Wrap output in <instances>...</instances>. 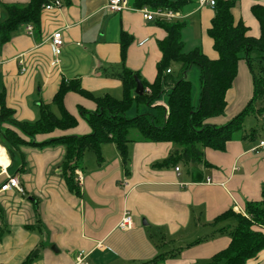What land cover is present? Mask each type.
Masks as SVG:
<instances>
[{"label": "crops", "instance_id": "1", "mask_svg": "<svg viewBox=\"0 0 264 264\" xmlns=\"http://www.w3.org/2000/svg\"><path fill=\"white\" fill-rule=\"evenodd\" d=\"M29 1L0 0V23L6 18L5 3ZM62 1L61 7L43 10L40 31L34 28L30 34L26 28L31 23H26L8 42L2 43L0 36V91L5 92L17 120L38 119L43 103L52 104L54 110L53 99L63 80H80L84 89L96 95L117 98L123 95V82L106 75L104 68L126 66L149 82L157 77L163 57L159 41L167 36L158 18L146 19L132 0L121 11L109 9V0ZM256 3L264 4V0H239L233 12L237 21L242 19L250 28L249 35L259 38L260 22L252 12ZM248 10L257 23L246 21ZM180 14L187 21L185 29L190 27L192 33L189 22L195 21L201 39L198 46L210 58H217L208 34L214 8L190 0ZM57 30L64 37L58 62L50 41ZM122 31L133 36L124 62ZM253 91L251 70L241 60L224 114L207 122H228L245 108ZM166 98L167 94L159 104L166 105ZM64 105L78 117V126L48 135H23L25 139L40 142L90 133L92 128L80 108L94 111L96 103L70 91ZM262 138L232 140L225 151L207 148L210 166L180 163L179 172L176 166L155 167L175 150L172 142H130L127 168L116 144L106 143L101 164L86 152L79 193L70 189L62 173L65 145L25 143L11 147L9 153L0 139L7 156L5 164L0 162V264H77L81 251L87 254L84 264H206L231 241L230 230L222 231L224 226L216 217L230 208L244 212L247 201L261 199L264 151L258 144ZM9 176L19 177L23 192L1 189ZM127 211L134 227L125 230L120 224ZM162 254L165 257L160 258ZM245 264H264V249Z\"/></svg>", "mask_w": 264, "mask_h": 264}, {"label": "trees", "instance_id": "2", "mask_svg": "<svg viewBox=\"0 0 264 264\" xmlns=\"http://www.w3.org/2000/svg\"><path fill=\"white\" fill-rule=\"evenodd\" d=\"M52 0H30L27 4L5 3L6 18L0 23L1 42H8L14 31L23 24L31 23L41 30V15L44 6ZM70 4L71 0H64ZM239 0H217L213 7L215 16L208 34L214 41L217 58H210L201 46L186 49L183 31L185 19H158L167 36L159 41L163 57L158 63V74L154 82L145 80L140 73L126 66L120 69L104 68L109 76L119 77L123 82V97L110 94L96 95L84 89L80 80H63L53 104L60 107L61 116L52 109V104L40 105V116L36 120H17L9 109L6 94L0 91V139L11 153V147L25 143L39 146L63 144L66 155L62 162V173L70 189L79 193L76 169L82 168L86 152L92 151L99 164L104 161L102 147L115 143L124 166L130 161L129 144L135 141L172 142L175 146L169 157L157 162L155 167L164 168L191 164H211L206 159L205 150L211 148L225 151L232 140L256 141L260 138L257 128L246 130V117L252 112L264 115V65L255 69L256 61L264 60V4L256 3L252 12L260 22L261 36L249 35L250 28L240 19L236 20L234 8ZM190 0H132L131 4L143 8L184 11ZM133 36L126 31L121 33L122 62L126 59ZM246 60L253 76V96L245 108L228 122L218 125L208 123L214 116L224 114L227 106V93L238 75L239 63ZM182 64L181 74L173 76V64ZM194 66L200 70L201 94L196 107L193 102V82L188 72ZM171 69V72L167 70ZM137 78L141 79L145 91L137 94ZM149 89V90H148ZM76 92L93 100L97 109L92 111L81 107V115L92 128L84 135L65 134L40 142H30L25 136L48 135L56 130L66 131L79 124L76 115L64 105L68 92ZM167 94L166 105L158 101ZM145 111L142 112V109ZM132 109L135 115H129ZM235 218V225L224 226L230 230L229 245L215 253L206 264H245L264 249V187L260 200H250L244 212L230 208L216 217V222ZM203 239V238H202ZM199 239L196 243L202 241ZM165 257L164 254L159 257ZM157 259V258H156ZM27 262V261H26Z\"/></svg>", "mask_w": 264, "mask_h": 264}, {"label": "built area", "instance_id": "3", "mask_svg": "<svg viewBox=\"0 0 264 264\" xmlns=\"http://www.w3.org/2000/svg\"><path fill=\"white\" fill-rule=\"evenodd\" d=\"M217 0H198V4L200 7L202 6H210L214 7L216 5ZM63 5L62 0H52L50 3H47L44 8L46 10H51L57 7H61ZM107 7L111 10L114 11H121L123 9H126L129 7V1L128 0H109ZM142 12L144 13V16L148 20H154L156 18L158 19H166V20H171V19H180L182 18V14L176 13L173 11L169 10H155L151 9L149 7H143ZM27 31L30 34H33L34 32V25L33 24H28L27 25ZM54 54L56 55V62L59 61L58 56L62 52V47L64 45V37L62 30H57L55 31L51 38H50ZM168 72H171V69L167 70ZM149 90V89H148ZM258 147L261 148L264 151V138L259 140ZM180 166H176V170L179 172L180 171ZM76 180L80 183L83 181V172L80 168L76 169ZM210 180V179H209ZM16 188L23 192V188L20 184V179L18 176H9L7 181L2 185L1 189L2 190H7V189H12ZM239 212V211H237ZM121 228L123 229H132L134 227V222L132 215L129 211H127L124 214L123 220L120 224ZM87 254L84 251H81L77 257V264H84L85 259H86Z\"/></svg>", "mask_w": 264, "mask_h": 264}, {"label": "rangeland", "instance_id": "4", "mask_svg": "<svg viewBox=\"0 0 264 264\" xmlns=\"http://www.w3.org/2000/svg\"><path fill=\"white\" fill-rule=\"evenodd\" d=\"M159 10V9H155ZM249 13L245 14V19L248 23H253L256 22L257 20L254 18L253 14L251 13L250 10H248ZM180 13V12H179ZM189 24L193 26L192 28L194 29V32L192 33V29L190 27H187L184 30V39L186 40V49H190L191 47H196L198 45H201V39H200V31L199 28L197 27L195 21L193 19H190ZM189 25V26H190ZM194 36V37H193ZM189 39V40H188ZM262 65H264V60L262 61H256L254 63L255 69L258 70ZM181 66L182 64L180 62L174 63L173 64V76L175 78L179 77L181 74ZM188 78L193 82V102L194 105L197 107L199 104L200 100V94H201V84H200V70L198 66H194L190 69L188 72ZM123 95L117 97V98H122ZM161 102V100L158 101V104ZM54 112L60 116V111L57 108V106H53ZM145 111V108L142 109V112ZM136 110L132 109L129 113V115H135ZM244 127L246 130L250 131L252 128H257L260 134V137H264V119L261 114H259L257 111L252 112L246 117ZM89 156L91 155L93 158L96 157L95 154L90 151ZM185 172V169H184ZM236 220L235 218L231 217L229 219L223 220L220 222L221 226H229V225H235Z\"/></svg>", "mask_w": 264, "mask_h": 264}, {"label": "water", "instance_id": "5", "mask_svg": "<svg viewBox=\"0 0 264 264\" xmlns=\"http://www.w3.org/2000/svg\"><path fill=\"white\" fill-rule=\"evenodd\" d=\"M144 91H145V86H144L142 80L139 79V78H137V87H136V89H135V92H136L137 94H143ZM38 251H39V250H36V251L34 252L33 255H36V254L38 253Z\"/></svg>", "mask_w": 264, "mask_h": 264}, {"label": "bare ground", "instance_id": "6", "mask_svg": "<svg viewBox=\"0 0 264 264\" xmlns=\"http://www.w3.org/2000/svg\"><path fill=\"white\" fill-rule=\"evenodd\" d=\"M6 153L4 152V149L0 146V162L5 164L6 163Z\"/></svg>", "mask_w": 264, "mask_h": 264}]
</instances>
